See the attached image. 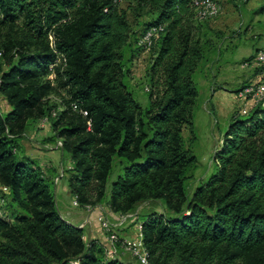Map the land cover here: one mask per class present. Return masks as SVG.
Returning <instances> with one entry per match:
<instances>
[{
  "label": "trees",
  "instance_id": "16d2710c",
  "mask_svg": "<svg viewBox=\"0 0 264 264\" xmlns=\"http://www.w3.org/2000/svg\"><path fill=\"white\" fill-rule=\"evenodd\" d=\"M195 1L0 0V95L11 107L0 109V201L19 209L13 220L0 210V264H127L86 243L61 216L53 178L22 154L29 125L48 116L51 142L61 139L73 162L64 177L79 206L125 214L162 203L166 212L142 220L150 264H264L263 106L232 113L216 171L188 188L199 164L195 74L217 48ZM157 24L160 37L140 44ZM145 49L141 102L128 64Z\"/></svg>",
  "mask_w": 264,
  "mask_h": 264
},
{
  "label": "rangeland",
  "instance_id": "374dc122",
  "mask_svg": "<svg viewBox=\"0 0 264 264\" xmlns=\"http://www.w3.org/2000/svg\"><path fill=\"white\" fill-rule=\"evenodd\" d=\"M218 2L221 6L219 14L214 18L203 21L207 26L214 27L211 28L210 36L213 38L217 48L209 54L208 60L195 74V80L200 87V98L195 116L196 141L193 144V150L198 157L199 164L188 183L191 193L200 183L205 182L216 171L215 151L222 142L223 133L230 122L232 113L248 106L245 100L237 97L236 91L243 85L258 80L256 71L244 67L243 64L255 52L257 47L264 43V36L262 38H259L261 35H257L258 37L256 38L249 36L251 31L255 30L254 27H257L256 30H264V13L262 11L260 17L259 14H256L251 20V11L253 12L254 9L258 8L263 3V0H247L245 2L243 0H218ZM122 6L126 7L125 3H122ZM259 23H262V27L257 26ZM250 24H252V29H250ZM151 57V49H145L128 64L130 69L128 80L136 97L141 102H146L147 98L148 82L146 72ZM217 91L218 93L216 94L215 92ZM53 98L54 102H60L59 97L54 96ZM10 108L5 98L0 95V109L3 112H7ZM185 136H189L187 131H185ZM55 137L54 129L50 123L41 125L39 121L32 122L21 138V152L22 154H27L24 147L33 149L35 153L40 152L42 159H44L43 163H45L44 169H47V172L51 170V174L55 175L57 173V175H60L62 167L67 169L72 160L68 154H64L61 150L54 148L57 141H51ZM52 151H55L58 156V168H54L51 165V163H54L53 158L49 156ZM54 178L53 182L50 183V188L55 194L59 212L60 209L63 214L66 211L70 212L73 218L71 223L83 228L86 243L96 240L105 249L109 245L108 232L103 230L98 216L100 214L107 215L114 221L117 219L118 214L112 212L107 204H101L96 207L75 206L67 177L60 178L58 183H55ZM114 178L115 175H113L111 180H114ZM1 195L2 189L0 187V197ZM56 195L59 198V202ZM7 203L5 207V205H1L2 201H0V210L5 207V211L10 216V219L13 220L19 209L10 200ZM136 211L139 212V222L141 223L146 214L166 212L162 203L156 200L143 202L137 207ZM120 232L130 238H136L138 234L137 224L131 223L120 230ZM103 256L105 255L103 254ZM121 258L124 261L135 260L131 254L122 255Z\"/></svg>",
  "mask_w": 264,
  "mask_h": 264
},
{
  "label": "built area",
  "instance_id": "2783aa9c",
  "mask_svg": "<svg viewBox=\"0 0 264 264\" xmlns=\"http://www.w3.org/2000/svg\"><path fill=\"white\" fill-rule=\"evenodd\" d=\"M197 16L200 19H211L216 17L221 9L218 0H196ZM165 26L163 24H157L151 26L143 34L140 39V44L149 48L153 43L160 37L164 32ZM1 56V53H0ZM244 67L250 69H260L258 80L248 84L247 86L236 92L239 99L245 100L246 102L251 101L252 106H245L240 111V114L247 115L251 109L257 105L264 107V43L259 46L253 56L244 62ZM1 83V78H0ZM76 108V105H74ZM84 115H87V111H82ZM57 111L52 112V116H56ZM41 125L49 124L50 117H44L40 121ZM53 146V145H52ZM52 146H50L52 148ZM62 141L57 140L55 147L62 151ZM73 162L68 165L67 169H72ZM45 174L47 169L43 168ZM62 173L54 178L55 183H58L60 178L64 177L65 168L62 167ZM6 189V188H5ZM75 206H79L77 200L74 198L73 201ZM99 223L103 230L108 232L109 245L105 248L106 259H121L122 255L131 254L135 259L134 261H125L127 264H150L148 260V251L143 241V226L139 222V212H130L125 214H118L116 220H111L107 215L100 214L98 216ZM137 224L138 234L136 238H130L122 235L120 230L126 228L129 224Z\"/></svg>",
  "mask_w": 264,
  "mask_h": 264
},
{
  "label": "crops",
  "instance_id": "0c3cea01",
  "mask_svg": "<svg viewBox=\"0 0 264 264\" xmlns=\"http://www.w3.org/2000/svg\"><path fill=\"white\" fill-rule=\"evenodd\" d=\"M250 1V0H249ZM261 11H262V13H264V0H263V3H261L260 4V6L258 7V8H256V9H254V11L252 12L251 11V13H252V16H251V20L253 19V16H255L256 14H259V17H260V13H261ZM258 17V18H259ZM261 20V19H260ZM262 21V20H261ZM262 24V23H261ZM261 24L259 23V24H257V26H261ZM250 26V29H252V24H250L249 25ZM262 27V26H261ZM208 28H214L213 26H208ZM255 28V30L254 31H251V34L249 35V36H253L254 38H256V37H258L257 35H261V36H259V38H262L263 36H264V30H261V29H257L256 30V28L257 27H254ZM209 29V30H210ZM212 30V29H211ZM256 51V50H255ZM258 77V76H257ZM216 94L218 93V91L217 92H215ZM247 104H248V106L249 107H251L252 106V103H251V101H249V102H247ZM24 146V145H23ZM26 146V145H25ZM24 149H26V155H28V156H30L31 158H33V159H35L36 161L38 160V164H39V166H41L42 168H44L45 167V163H43V160L44 159H42V156L40 155V152H37V153H35L34 151H33V149H30V148H28V147H24ZM49 156L50 157H52L53 158V160H54V163H51V165L54 167V168H58L59 167V164H58V162H57V155H56V152L55 151H52V153L51 154H49ZM41 158V159H40ZM47 174H48V176H50L51 178H54V177H56V175H57V173L54 175V174H51V170H48V172H47ZM69 186V185H68ZM69 190H70V188H69ZM70 193H71V191H70ZM56 197H57V200H58V202H59V198H58V196L56 195ZM60 212H61V215H62V217L66 220V221H68V222H73V218H72V216L70 215V212L69 211H66V212H64V214H63V212H62V210L60 209ZM95 212V211H94ZM122 259V258H121ZM123 260V259H122ZM124 261V260H123Z\"/></svg>",
  "mask_w": 264,
  "mask_h": 264
}]
</instances>
